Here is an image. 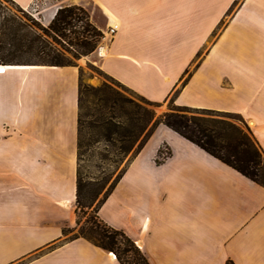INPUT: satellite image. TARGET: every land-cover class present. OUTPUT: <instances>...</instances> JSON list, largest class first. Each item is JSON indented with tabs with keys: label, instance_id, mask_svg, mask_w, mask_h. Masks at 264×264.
I'll return each mask as SVG.
<instances>
[{
	"label": "crops",
	"instance_id": "0c3cea01",
	"mask_svg": "<svg viewBox=\"0 0 264 264\" xmlns=\"http://www.w3.org/2000/svg\"><path fill=\"white\" fill-rule=\"evenodd\" d=\"M67 1L33 7L34 15L49 24ZM235 1L72 3L93 8L99 29L98 15L107 31L118 26L99 53L105 73L154 102L174 97L177 105L241 114L264 151V0H243L229 15ZM4 66L0 264H122L87 238L64 234L78 226L80 67ZM155 139L154 153L130 162L100 217L132 237L151 264H264V186L165 125ZM161 146L170 155L158 164Z\"/></svg>",
	"mask_w": 264,
	"mask_h": 264
},
{
	"label": "trees",
	"instance_id": "16d2710c",
	"mask_svg": "<svg viewBox=\"0 0 264 264\" xmlns=\"http://www.w3.org/2000/svg\"><path fill=\"white\" fill-rule=\"evenodd\" d=\"M77 21L83 23L82 30L76 28ZM34 22L35 29L28 30L24 22L17 20L16 17H5L0 35L1 38H5V41H0L1 64L77 66L75 59L95 51L103 36L102 31L91 21L87 10L80 5L60 7L48 26L39 21ZM24 54L31 55L37 61L30 63L29 61L15 60L14 56ZM117 82L123 85L121 82ZM93 93V98L88 100L80 78L79 166L76 198L78 225L81 222V213H86V210L92 208L96 202L97 210H95L96 214L87 218L85 223L80 225L79 232L70 239L83 236L97 246L114 252L122 264H151L136 241L124 230L106 223L100 217L99 209L125 174L130 162L142 150L159 124L165 125L216 159L264 186V151L247 125V129H245L233 121L189 115L182 111L199 110V108L177 104L154 121V111L143 108L133 100L125 99L118 91L106 84L95 88ZM139 96L148 103L159 105L158 102ZM127 102L130 103L131 108L129 109L126 108ZM172 102H175L174 97H172ZM84 108H88L89 112L83 113ZM217 112L238 114L225 111ZM85 115L90 116L86 125L90 130L87 140L82 136L85 126L83 116ZM101 140H105L112 146L116 158L111 161L116 167L132 153L128 165L112 181V173L91 176V179H87L83 170L84 166L81 163L84 161L86 147ZM100 155V159L110 160L108 154L100 153ZM161 156L162 150L159 151L158 164H161L159 159ZM97 166L101 167V164ZM108 184L109 187L106 188ZM102 193L103 197L99 198ZM69 230L72 229H64V234ZM227 264L235 263L230 260Z\"/></svg>",
	"mask_w": 264,
	"mask_h": 264
},
{
	"label": "rangeland",
	"instance_id": "374dc122",
	"mask_svg": "<svg viewBox=\"0 0 264 264\" xmlns=\"http://www.w3.org/2000/svg\"><path fill=\"white\" fill-rule=\"evenodd\" d=\"M54 0H39V8H42L44 6H46L47 4L53 2ZM59 1H63V0H59ZM243 0H236L233 4V6L231 7L230 11L228 12V14L230 15L234 10H236L239 5L241 4ZM37 3V2H36ZM67 5H80V4H75L72 3V0L65 2L64 4L61 5L62 6H67ZM82 7H84L87 12L89 13L90 19L93 22L94 25H96L94 23V21L92 20V13L91 11L93 10V8H91L90 6L86 7L83 5H80ZM33 7L38 8L37 5L35 4L34 6L25 9L23 7H21L19 4L11 1V0H0V35H1V25L3 23V21L5 20V17H16L17 20L24 22V24L26 25V28L29 29H35V22L34 21H39L40 23L41 17H36L34 15L35 11L33 10ZM22 8V10H21ZM58 11V10H57ZM228 17H226L227 19ZM76 28L78 30H82L83 29V23L81 21H77L76 22ZM43 24V23H42ZM98 24L101 27V31L103 33V36L100 39V42L96 48L95 51H93L92 53H90L89 55H85L80 57L79 59H75V62L77 64V66L80 67V78L82 83L84 84V88L86 90V98L88 100H91L93 98V91L95 88L101 87L104 84L110 86L111 88H113L114 90L118 91L125 99H130L133 100L134 102H137L138 104H140L143 108H146L150 111H154L155 112V117H154V121L161 116L163 113L170 111L172 108V106L175 105V102H172V97L170 99H168L165 102L159 103L158 106L153 105L151 103L146 102L145 100H143L139 94H137L136 92H134L132 89H128L127 86H123L121 84H119L117 81H115L111 76H109L107 73H105L99 66V53H101V47L103 46V43L105 41V39L108 37H110V33L109 31H107V27L106 24L104 23L103 18L98 15ZM45 26H48L49 24H43ZM224 25V23L221 24L220 28H222V26ZM97 26V25H96ZM98 27V26H97ZM109 30V29H108ZM221 30V29H220ZM220 30L216 31V35L220 32ZM0 41H5V38H1L0 37ZM1 44V43H0ZM68 54V53H67ZM24 54L22 56H14L15 60L17 61H29L30 63H35L37 60L35 58H33L31 55H27ZM1 64V62H0ZM2 65V64H1ZM4 65V64H3ZM126 108L129 109L130 107V103H126ZM89 109L88 108H84L83 113H88ZM185 112L189 115H196V116H200L202 118H207V119H224V120H229V121H233L236 122L240 125H242L245 129H247L246 125L248 127L251 128L252 130V126L250 125V123L241 115L238 114H224V113H219L217 111H207V110H189V111H182ZM83 119L85 121V126L83 129V139L87 140L90 136V130L89 128L86 126L87 125V121H89L90 116H83ZM153 121V122H154ZM163 126V124H159L157 126V128L154 130L153 134L151 135V137L148 139V141L146 142V144L144 145V147L142 148V150L136 155L138 156L139 154L143 152V156H142V163L145 162V160L147 159L148 156H150V154L154 153L155 151V146H156V139L152 141L153 136L156 134V132L158 131L159 127ZM254 134V133H253ZM152 141V142H151ZM151 142V143H150ZM162 150V156L159 158L160 162L162 163L165 158H167L170 153H168V151L166 150V148L164 146H161L160 149L157 152V157L156 160L159 156V151ZM100 153H104V154H108L110 156V160L105 159L102 160L100 159L101 155ZM132 153H130L128 156H126L124 158V160L118 164V167L115 166V164H113V162L111 161V159L116 158V155L113 153V148L112 146L106 142L105 140H101L100 142H96L93 145L86 147V152L84 153V161L81 162L82 165L84 166V173H85V177L87 179H91V176H99V175H105L107 173H112V177H111V181L120 173V171L126 166L128 165V160L130 159ZM98 164H101V167L97 166ZM117 168V169H115ZM109 187L106 186V188ZM103 197V193L100 195L99 198ZM97 206V202L92 206V208L86 210V213H81V222L80 225L84 224L86 219L91 217L93 214L95 213V210ZM80 225H78L76 228L69 230L66 234H65V238H70L72 236H74L75 234H77L79 232V227Z\"/></svg>",
	"mask_w": 264,
	"mask_h": 264
},
{
	"label": "built area",
	"instance_id": "2783aa9c",
	"mask_svg": "<svg viewBox=\"0 0 264 264\" xmlns=\"http://www.w3.org/2000/svg\"><path fill=\"white\" fill-rule=\"evenodd\" d=\"M117 28H118V26L114 25V26L109 27L108 31H109L110 34H113L117 30Z\"/></svg>",
	"mask_w": 264,
	"mask_h": 264
},
{
	"label": "bare ground",
	"instance_id": "6f19581e",
	"mask_svg": "<svg viewBox=\"0 0 264 264\" xmlns=\"http://www.w3.org/2000/svg\"><path fill=\"white\" fill-rule=\"evenodd\" d=\"M7 66H8V65H7ZM9 66H10V65H9ZM4 68H5V66H4V65L2 66V65L0 64V71H2V69H4Z\"/></svg>",
	"mask_w": 264,
	"mask_h": 264
}]
</instances>
